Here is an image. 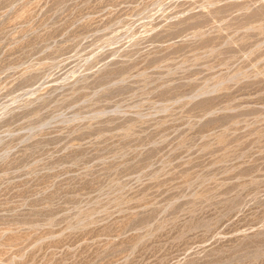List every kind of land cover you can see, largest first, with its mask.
<instances>
[{
    "label": "rangeland",
    "instance_id": "obj_1",
    "mask_svg": "<svg viewBox=\"0 0 264 264\" xmlns=\"http://www.w3.org/2000/svg\"><path fill=\"white\" fill-rule=\"evenodd\" d=\"M0 264H264V0H0Z\"/></svg>",
    "mask_w": 264,
    "mask_h": 264
}]
</instances>
